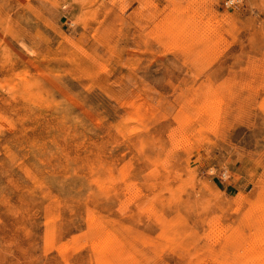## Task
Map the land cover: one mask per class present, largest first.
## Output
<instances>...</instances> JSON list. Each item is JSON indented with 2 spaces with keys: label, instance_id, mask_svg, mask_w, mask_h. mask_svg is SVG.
Instances as JSON below:
<instances>
[{
  "label": "rangeland",
  "instance_id": "374dc122",
  "mask_svg": "<svg viewBox=\"0 0 264 264\" xmlns=\"http://www.w3.org/2000/svg\"><path fill=\"white\" fill-rule=\"evenodd\" d=\"M0 264H264V0H0Z\"/></svg>",
  "mask_w": 264,
  "mask_h": 264
},
{
  "label": "built area",
  "instance_id": "2783aa9c",
  "mask_svg": "<svg viewBox=\"0 0 264 264\" xmlns=\"http://www.w3.org/2000/svg\"><path fill=\"white\" fill-rule=\"evenodd\" d=\"M228 2H229V3H233V2H234V0H228Z\"/></svg>",
  "mask_w": 264,
  "mask_h": 264
},
{
  "label": "bare ground",
  "instance_id": "6f19581e",
  "mask_svg": "<svg viewBox=\"0 0 264 264\" xmlns=\"http://www.w3.org/2000/svg\"><path fill=\"white\" fill-rule=\"evenodd\" d=\"M49 148V147H48ZM45 152V151H44ZM133 184V183H132ZM20 262V261H19Z\"/></svg>",
  "mask_w": 264,
  "mask_h": 264
}]
</instances>
